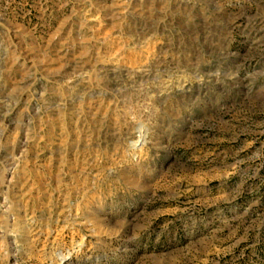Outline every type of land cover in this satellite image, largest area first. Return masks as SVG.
Returning <instances> with one entry per match:
<instances>
[{
  "label": "rangeland",
  "instance_id": "rangeland-1",
  "mask_svg": "<svg viewBox=\"0 0 264 264\" xmlns=\"http://www.w3.org/2000/svg\"><path fill=\"white\" fill-rule=\"evenodd\" d=\"M0 264H264V0H0Z\"/></svg>",
  "mask_w": 264,
  "mask_h": 264
}]
</instances>
